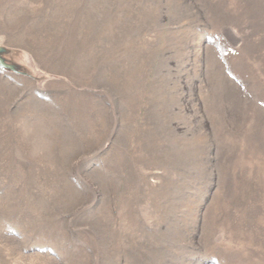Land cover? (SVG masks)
<instances>
[{
  "label": "rangeland",
  "instance_id": "1",
  "mask_svg": "<svg viewBox=\"0 0 264 264\" xmlns=\"http://www.w3.org/2000/svg\"><path fill=\"white\" fill-rule=\"evenodd\" d=\"M0 264H264V0H0Z\"/></svg>",
  "mask_w": 264,
  "mask_h": 264
}]
</instances>
